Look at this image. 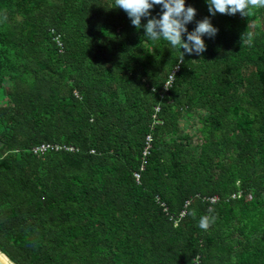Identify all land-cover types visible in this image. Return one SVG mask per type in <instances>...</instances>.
<instances>
[{
  "label": "trees",
  "instance_id": "obj_1",
  "mask_svg": "<svg viewBox=\"0 0 264 264\" xmlns=\"http://www.w3.org/2000/svg\"><path fill=\"white\" fill-rule=\"evenodd\" d=\"M185 5L189 32L205 17L219 31L181 62L115 0H0V254L12 264H264V8Z\"/></svg>",
  "mask_w": 264,
  "mask_h": 264
},
{
  "label": "clouds",
  "instance_id": "obj_2",
  "mask_svg": "<svg viewBox=\"0 0 264 264\" xmlns=\"http://www.w3.org/2000/svg\"><path fill=\"white\" fill-rule=\"evenodd\" d=\"M209 12L212 16L217 13L235 15L240 13L243 17H249L254 10L264 8V0H206ZM115 8L123 9L131 19L132 25L137 30L145 29V36L153 42L163 39L170 44L171 49H179L180 60H184L185 54L200 55L207 50L204 36L214 38L219 29L214 27L208 17L197 22L196 28L189 32L187 25L196 17L197 10L185 5V0H115ZM162 6V14L159 18L152 17L151 9L154 6ZM142 18H148L146 24H142ZM187 34L186 40L184 35ZM245 37L251 42L253 34L246 31L242 34V43ZM184 51H181V50ZM212 209H209L211 212ZM195 217V212L192 213ZM215 222V217L202 216L198 221V227L208 230Z\"/></svg>",
  "mask_w": 264,
  "mask_h": 264
},
{
  "label": "built area",
  "instance_id": "obj_3",
  "mask_svg": "<svg viewBox=\"0 0 264 264\" xmlns=\"http://www.w3.org/2000/svg\"><path fill=\"white\" fill-rule=\"evenodd\" d=\"M59 41V44L60 46L63 48V43ZM179 71V68L171 75V77L169 78V80L167 81V84H166V88H169L170 86H172L173 84V81L175 80L174 76L175 74ZM160 108L158 107L157 110H159ZM152 147V137L151 135H148L147 137V145H146V149H145V152H144V156H148L149 153H150V149ZM55 149V147H53L51 144H43L41 146V148L37 149V150H41V151H47L48 149ZM136 177L139 178V180L141 179V174H136ZM219 199L218 197H213L210 199V202H217Z\"/></svg>",
  "mask_w": 264,
  "mask_h": 264
},
{
  "label": "bare ground",
  "instance_id": "obj_4",
  "mask_svg": "<svg viewBox=\"0 0 264 264\" xmlns=\"http://www.w3.org/2000/svg\"><path fill=\"white\" fill-rule=\"evenodd\" d=\"M0 261L4 264H12L8 259H6L3 255L0 254Z\"/></svg>",
  "mask_w": 264,
  "mask_h": 264
},
{
  "label": "water",
  "instance_id": "obj_5",
  "mask_svg": "<svg viewBox=\"0 0 264 264\" xmlns=\"http://www.w3.org/2000/svg\"><path fill=\"white\" fill-rule=\"evenodd\" d=\"M0 264H4L2 261H0Z\"/></svg>",
  "mask_w": 264,
  "mask_h": 264
},
{
  "label": "rangeland",
  "instance_id": "obj_6",
  "mask_svg": "<svg viewBox=\"0 0 264 264\" xmlns=\"http://www.w3.org/2000/svg\"><path fill=\"white\" fill-rule=\"evenodd\" d=\"M2 255V254H1ZM5 257V256H4ZM6 258V257H5ZM7 259V258H6ZM9 260V259H8Z\"/></svg>",
  "mask_w": 264,
  "mask_h": 264
}]
</instances>
